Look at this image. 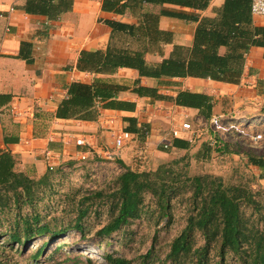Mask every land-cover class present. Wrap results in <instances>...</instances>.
Masks as SVG:
<instances>
[{
    "label": "trees",
    "instance_id": "trees-1",
    "mask_svg": "<svg viewBox=\"0 0 264 264\" xmlns=\"http://www.w3.org/2000/svg\"><path fill=\"white\" fill-rule=\"evenodd\" d=\"M210 1L101 0V10L136 15L139 22L134 25L105 20L113 29L111 38L128 42V45L117 47L111 43L104 51H82L77 68H88L94 73H114L119 67H128L136 69L139 77L160 79L192 76L238 83L249 49L252 46H260L264 56V25L254 24V0H223L219 7L214 8L213 15L208 16H200L197 12L175 11L163 6L174 4L204 10ZM72 5L73 0H24L21 9L28 14L58 19L71 10ZM147 5H159L161 8L154 12L147 10ZM160 16H176L195 23L193 39L190 46L175 44L168 57L151 64L145 60L144 54L154 49L161 52L160 44L171 41L170 32L157 28ZM30 54V44L22 42L18 56L30 62ZM257 89L264 95V79L257 81ZM125 90L139 97L165 100L179 107L197 109L199 116L205 121H209L212 116L214 98L208 93L180 90L171 96L159 93L156 87L142 85L140 79L128 84L100 77L93 78L90 83L71 82L67 96L59 103L55 116L62 119L94 120L100 106L115 109L133 108L132 103L125 105V102L116 98L120 91ZM260 111L264 113V106ZM128 121L129 124L124 130L134 133L137 139L142 141L148 134L149 124L144 123L137 128L133 118H128ZM215 142H221L223 146L213 148L209 143L203 142L196 152V158L208 159L212 149L222 153L239 152L237 149L230 150L229 145L218 140L216 136ZM170 147L187 151L189 142L172 137ZM243 154L249 164L264 168V154L258 155L249 151H244ZM118 161L123 171L116 178L115 189L111 194L102 191L93 194L104 199L107 196L113 197L110 219L98 230V234L109 235L128 221L139 218L145 194L155 198L161 218L168 216L171 200L179 196L182 199L179 201H185L187 204V216L185 225L172 239L169 259L188 254L193 248L190 237L198 233L203 243L193 251L197 264H201L199 261L208 250H215L219 257H223L225 252H232L242 259L243 264H264V235L254 231L253 227H257V224H248L243 213V209L248 207L253 213L262 215V204L255 198L256 192L241 184H227L220 176L203 174L185 176L181 180L179 174L173 172L171 179L170 172L163 170L162 166L155 171H138L126 166L122 160ZM14 165L12 154L7 150H0V220H4L3 209L8 208L10 201L14 207H19L20 200L29 204L35 198L36 188L47 175L45 173L37 180L25 172L15 171ZM85 211L80 210L77 220ZM27 219L23 227L24 237L21 238L18 231L10 230L8 237L4 238V246L13 243L24 246L34 236L50 231L47 224L38 225V216ZM76 227H79L78 222ZM65 231V228L54 231L52 237ZM2 234L0 232V236ZM40 249H36L32 255L33 259L37 260ZM106 259L110 264H127L128 261L111 255H106Z\"/></svg>",
    "mask_w": 264,
    "mask_h": 264
},
{
    "label": "crops",
    "instance_id": "crops-1",
    "mask_svg": "<svg viewBox=\"0 0 264 264\" xmlns=\"http://www.w3.org/2000/svg\"><path fill=\"white\" fill-rule=\"evenodd\" d=\"M23 2L0 0V143L2 150L12 154L15 171L25 172L31 177L45 173V150L56 153L60 163L68 158H78L79 153L85 151L90 152L89 156L99 157L100 149L111 148L116 132L128 126V118L135 120L137 128L144 123L149 124L145 137L149 150L161 151L167 143L166 148L170 150L186 151L170 147L171 128L180 127L186 117L190 121L193 118L205 121L197 109L179 107L165 100L139 97L129 90L120 91L116 98L125 102V105L132 103L133 108L100 106L94 120L57 118V107L67 96L68 87L73 81L90 83L93 78L100 77L130 84L140 79L142 85L156 87L159 93L171 96L180 90L205 92L214 98L211 118L225 115L228 108L234 110L236 101L257 100L264 106V95L257 89V81L264 79V56L260 46H252L245 55L244 70L238 83L192 76L160 79L139 77L136 69L128 67H119L114 73H94L88 68H77L82 51H104L111 43L117 47L128 45V42L111 38L113 29L105 20L137 25V16L103 11L101 0H73L71 10L58 19H50L45 15L24 12L21 9ZM222 2L211 0L204 10L174 4L163 6L208 16L213 15L214 8ZM160 8L159 5L146 6L147 10L154 12ZM253 20L256 26H263L264 13H253ZM157 28L170 32L171 41L160 44L161 52L154 49L144 54L145 60L151 64L168 57L175 44L190 46L195 23L176 16H160ZM22 42L30 44V62L18 56ZM230 104L231 107H228ZM257 116L264 118V113L260 111L253 117ZM171 119H174L172 123ZM77 137L84 138L86 144L77 146ZM196 137L198 134L187 132L178 138L189 142L190 148L192 142H196ZM137 138L134 134L132 142L117 151L115 156L118 155L126 163L129 160L127 150L133 147ZM252 166L260 170L261 179H264V168Z\"/></svg>",
    "mask_w": 264,
    "mask_h": 264
},
{
    "label": "rangeland",
    "instance_id": "rangeland-1",
    "mask_svg": "<svg viewBox=\"0 0 264 264\" xmlns=\"http://www.w3.org/2000/svg\"><path fill=\"white\" fill-rule=\"evenodd\" d=\"M257 102L236 101L234 110L228 108L225 115H221L219 126L210 120L198 121L193 118L190 121L186 117L184 120L191 125L190 133L198 134L196 142H192L193 146L187 151L165 147L161 151L149 150L144 138L135 141L133 147L127 150L129 160L124 164L138 171H155L162 166L163 170L170 172L171 179L173 172L179 174L181 180L185 176L211 174L222 177L227 184L243 185L256 192L255 198L262 204V215L246 207L243 209L244 217L248 224H257V227H253L254 231L264 235V179H261L260 170L250 165L243 154L244 151L264 154V118L253 117L262 108ZM173 121L171 119L170 122ZM215 136L227 143L230 150L237 149L239 152L222 153L212 149L208 159H197L196 152L201 142H207L213 148L223 146L221 142H215ZM118 160V155L112 159L100 155H91L83 160L68 158L53 169H47V175L43 173L32 177L38 180L45 175V180L35 190V198L29 204L20 200L19 207H14L10 201L8 208L3 209L4 220H0V232L3 233L0 236V264H110L106 255L124 258L128 260L127 264H197L193 251L203 243L198 233L190 237L193 248L188 254L176 259L168 257L172 239L185 225L187 216V204L185 201L181 203L179 196L171 200L168 216L161 218L155 198L145 194L139 218L128 221L109 235L97 233L110 219L113 197L104 199L93 194L97 191L111 194L115 189L116 178L123 171ZM82 209L86 211L77 220ZM33 216H38V225L47 224L50 231L34 236L24 246L17 243L4 246V238L13 230L18 231L21 238L24 237L23 227L27 218ZM77 222L79 227H76ZM63 228L66 229L63 234L52 237L54 231ZM38 247L41 249L35 260L32 255ZM199 262L243 264L242 259L232 252H225L223 257H219L215 250H208Z\"/></svg>",
    "mask_w": 264,
    "mask_h": 264
},
{
    "label": "built area",
    "instance_id": "built-area-1",
    "mask_svg": "<svg viewBox=\"0 0 264 264\" xmlns=\"http://www.w3.org/2000/svg\"><path fill=\"white\" fill-rule=\"evenodd\" d=\"M252 13H264V1L263 0H254L253 4H252ZM223 116H213L210 119V122H213L215 125L219 126V124H221V120H222ZM0 126H1V120H0ZM191 125L189 124V122L183 121L180 124V127L174 126L171 128L170 130V135L173 138H178V137H182L184 136L187 132H190L191 130ZM259 137V136H256ZM134 136L132 133H130L129 131H126L124 129H120L118 130V132H116V134L114 135V139H113V143L111 148H101L100 151L98 152V154L100 155V157L103 158H107V159H112L116 152L119 151L120 149H122L123 147L127 146L128 144H130L133 140ZM75 144L77 146H83L86 144V141L84 138L82 137H77L75 138ZM166 147V145H165ZM3 149L2 144L0 143V150ZM90 152L85 151V152H80L78 155V159H86L89 156ZM44 161L46 164V167L48 170L53 169L54 167H56L60 161H59V157L56 155V153L49 151V150H45L44 153Z\"/></svg>",
    "mask_w": 264,
    "mask_h": 264
}]
</instances>
